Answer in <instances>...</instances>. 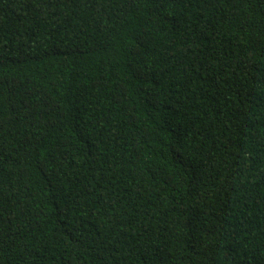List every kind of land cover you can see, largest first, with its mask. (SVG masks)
<instances>
[{"label": "trees", "instance_id": "trees-1", "mask_svg": "<svg viewBox=\"0 0 264 264\" xmlns=\"http://www.w3.org/2000/svg\"><path fill=\"white\" fill-rule=\"evenodd\" d=\"M0 264H264V0H0Z\"/></svg>", "mask_w": 264, "mask_h": 264}]
</instances>
